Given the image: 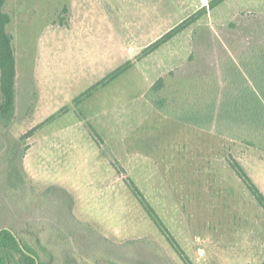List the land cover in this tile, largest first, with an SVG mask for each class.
<instances>
[{
	"label": "rangeland",
	"instance_id": "1",
	"mask_svg": "<svg viewBox=\"0 0 264 264\" xmlns=\"http://www.w3.org/2000/svg\"><path fill=\"white\" fill-rule=\"evenodd\" d=\"M211 1H7L17 77L14 120L0 127V194L13 199L1 226L39 235L52 250L51 264L264 260V211L227 164V158L237 161L264 195V152L243 141L254 138L240 129L235 137L200 130L154 112L146 99L150 82L161 77L168 93L189 82L201 91L217 82L219 92L223 67L232 59L247 82L236 83L235 118L251 122L261 112L250 90L264 105V0H226L207 9ZM202 8L205 14L188 28L141 57L144 48ZM125 62L134 68L73 104ZM86 110L93 111L91 118L83 117ZM73 117L83 121L87 139L95 142L92 128L104 141L99 149L82 145L87 156L74 172ZM115 161L124 174L113 169ZM125 178L143 194L186 263ZM141 241L158 250L142 249Z\"/></svg>",
	"mask_w": 264,
	"mask_h": 264
},
{
	"label": "trees",
	"instance_id": "2",
	"mask_svg": "<svg viewBox=\"0 0 264 264\" xmlns=\"http://www.w3.org/2000/svg\"><path fill=\"white\" fill-rule=\"evenodd\" d=\"M8 0H0V127H9L15 117L16 113V77H17V63L15 56V49L13 45V36L9 32V25L11 23V16L5 11V6ZM226 0H212L207 9H213ZM206 9L202 8L187 19L180 22L174 28L166 32L156 41L148 45L141 51V57H146L161 46L172 40L179 33L188 28L200 16L205 14ZM231 65L223 67V81L224 87L217 92L220 84L215 82L211 84L210 88L203 91L198 88L197 84L193 82L182 83L180 88L176 91L166 92L164 78H158L149 88L146 99L152 107L163 116L173 118L174 120L181 121L189 124L198 129L205 131H214L216 133H230L235 137L237 131L244 132L256 140H243L244 143L251 148L264 152V105L259 96L250 90L253 95V102L255 108L260 109L261 112L253 114V120L247 122L244 119H237L234 116L233 93L236 89V83L239 82L240 87L243 84L247 85L244 77V70H241L232 59H228ZM130 62H126L119 66L99 82L93 84L86 89L82 94L73 100V104L77 105L78 102L86 100L93 93L99 89L106 87L111 82L116 80L124 72L131 67ZM188 82V81H187ZM217 84V88H216ZM187 87V88H186ZM189 91L185 92V89ZM199 90V91H198ZM192 92L199 93L198 96L191 100L189 97ZM171 93V94H170ZM41 126V125H40ZM39 125L32 128L27 135H32ZM91 133L95 138L97 147H101L104 143L100 136H98L92 128ZM27 150V149H24ZM227 164L230 170L239 178L247 191L253 197L255 202L264 211V195L259 191L251 179L247 176L246 172L240 164L234 159L227 158ZM111 166L118 174H124V170L118 166V163L111 162ZM124 183L128 187L134 199L138 202L144 210L150 221L165 237L168 244L180 256L183 263H186L183 258L182 251L173 237L169 234L166 227L159 219L153 208L149 205L143 194L135 186L130 178H125ZM12 198L0 194V264H51L53 263V253L47 246L41 243L39 235L31 231L26 234L12 229L10 226H1L3 221L4 212L11 206ZM24 208L22 205L18 208ZM17 208V207H16ZM17 208V209H18ZM27 232V231H26ZM25 237H24V236ZM136 245V243H129V245ZM139 246L147 251H157V247L152 245L149 241L138 242ZM40 246L43 251V256L37 248ZM82 246V245H81ZM135 248H138L136 246ZM134 247H128L130 251L135 250ZM111 263L110 260H105ZM98 264V263H96ZM117 264V263H115ZM264 264V260L260 263Z\"/></svg>",
	"mask_w": 264,
	"mask_h": 264
},
{
	"label": "crops",
	"instance_id": "3",
	"mask_svg": "<svg viewBox=\"0 0 264 264\" xmlns=\"http://www.w3.org/2000/svg\"><path fill=\"white\" fill-rule=\"evenodd\" d=\"M126 63V62H125ZM124 64V63H123ZM122 64V65H123ZM134 67H130L128 70H130V69H133ZM127 70V71H128ZM120 77V76H119ZM118 77V78H119ZM112 83V82H111ZM110 83V84H111ZM154 83V82H153ZM153 83H151L150 82V85H149V87H148V89L150 88V86L153 84ZM108 86V85H107ZM106 86V87H107ZM106 87H104V88H101V89H105ZM100 89V90H101ZM100 90L99 91H97L96 93H99L100 92ZM83 91H85V90H83ZM82 91V92H83ZM82 92L81 93H79V94H82ZM143 96V93H142V88H141V91H140V93H139V101H141L142 100V97ZM76 97H78V95L76 96ZM76 97H74L73 98V100L76 98ZM88 99V98H87ZM144 99H145V97H144ZM141 103V102H140ZM139 103V104H140ZM150 104V103H149ZM151 107L152 108V110L154 111V112H157L153 107H152V105L150 104V105H148V107ZM104 111H106V110H104ZM104 111H102V114L104 115V116H108V117H111V115H109V114H107V115H105V112ZM110 111V110H109ZM152 112V111H151ZM85 115L83 114V117H89V118H91V116H90V114H93V111H85ZM112 113V112H111ZM87 115V116H86ZM163 116V115H162ZM140 117H141V114H140ZM88 118V119H89ZM79 119V118H78ZM78 119L75 117H73V172L75 171V169L76 168H78V165L79 164H81V161L82 160H84L83 158L85 157V156H87V154H83V153H87V151H86V148H83L82 147V145H84V144H86V145H88L87 143H89L90 144V146H94L95 147V145H96V143L95 142H93V140H90V138L89 139H87L86 138V136H85V134H82V132L81 131H83L84 133H85V127L82 125V122L83 121H81V123L78 121ZM86 119V118H85ZM91 123V122H90ZM84 124V123H83ZM92 123H91V127H92ZM81 134V135H80ZM121 135H123V132L121 133ZM68 137H65V138H63L64 140H66ZM102 138V137H101ZM103 140V139H102ZM103 143H104V141H103ZM97 146V145H96ZM98 149H99V147H97ZM83 154V155H82ZM79 155H82V157L81 158H79ZM80 159V162L78 161ZM79 163V164H78ZM261 263V262H260ZM259 263V264H260Z\"/></svg>",
	"mask_w": 264,
	"mask_h": 264
}]
</instances>
